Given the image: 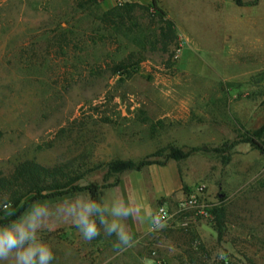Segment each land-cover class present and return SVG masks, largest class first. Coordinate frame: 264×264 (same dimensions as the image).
<instances>
[{"label": "rangeland", "instance_id": "rangeland-1", "mask_svg": "<svg viewBox=\"0 0 264 264\" xmlns=\"http://www.w3.org/2000/svg\"><path fill=\"white\" fill-rule=\"evenodd\" d=\"M76 1L0 0V171L24 159L80 169V186L101 188V216L135 244L114 249L121 242L92 211L99 235L83 238L84 191L40 200L21 216L47 208L36 232L51 264H264V153L246 141L264 124V0H158L181 48L171 68L145 52L129 75L110 67L137 51L138 36L100 22L120 0ZM116 160L152 165L112 174ZM197 188L198 206L178 211ZM162 203L172 218L145 228ZM116 206L133 213L117 217Z\"/></svg>", "mask_w": 264, "mask_h": 264}, {"label": "trees", "instance_id": "trees-1", "mask_svg": "<svg viewBox=\"0 0 264 264\" xmlns=\"http://www.w3.org/2000/svg\"><path fill=\"white\" fill-rule=\"evenodd\" d=\"M101 0H77L79 10H87ZM140 20H148L149 26H155L148 31L149 26ZM100 22L115 34L137 35V51L110 67L112 75H129L134 68L144 60L145 52L158 53L164 59L166 68H171L176 52L180 50L179 37L173 21L166 15L158 0H150L147 4L120 0L105 11ZM264 124L255 130L246 141L264 153ZM173 159L184 158L180 151L171 154ZM152 163L148 160L132 162L116 160L109 164L108 171L119 174L125 171H140ZM83 172L69 164L57 163L43 165L32 159L18 162L8 173L0 171V226H7L17 220L31 204L47 199H57L68 195L86 192L89 202L93 204L94 218L101 217V188L96 183L80 186ZM212 214L217 223V232H222L224 210L216 208Z\"/></svg>", "mask_w": 264, "mask_h": 264}, {"label": "clouds", "instance_id": "clouds-1", "mask_svg": "<svg viewBox=\"0 0 264 264\" xmlns=\"http://www.w3.org/2000/svg\"><path fill=\"white\" fill-rule=\"evenodd\" d=\"M92 208V203L81 205L77 213L79 219L75 221L79 231L83 232V238L89 241L99 235L96 221L89 219ZM68 211L71 212L72 209ZM114 213L117 217H128L132 215L133 210L127 207L121 211V207L116 206ZM48 215L47 208L38 205L16 221L0 227V264H4L5 259L13 253L15 254L14 264H51L54 258L51 248L38 241L36 232L43 219ZM100 222L106 224V232L109 235L115 233L117 239L121 242L120 244H114V249L124 251L135 244L132 234L126 231L118 220L107 223L101 216ZM152 223L154 226L157 224L155 217H153Z\"/></svg>", "mask_w": 264, "mask_h": 264}, {"label": "built area", "instance_id": "built-area-1", "mask_svg": "<svg viewBox=\"0 0 264 264\" xmlns=\"http://www.w3.org/2000/svg\"><path fill=\"white\" fill-rule=\"evenodd\" d=\"M202 188H197L194 190V193H189L178 201L177 203V209L178 211H185L188 209H193L198 206L197 197L200 196L202 193ZM173 216L172 211L168 207V204L162 203L159 206H157L156 210L151 216V224L153 228H158L161 224H163L165 221L171 219ZM153 217L157 219V224L154 226L152 223ZM157 264H162L158 262Z\"/></svg>", "mask_w": 264, "mask_h": 264}, {"label": "crops", "instance_id": "crops-1", "mask_svg": "<svg viewBox=\"0 0 264 264\" xmlns=\"http://www.w3.org/2000/svg\"><path fill=\"white\" fill-rule=\"evenodd\" d=\"M170 192H168L166 195L161 196V193H155L154 197H153V202L157 201L159 198L160 199H164L169 195ZM127 201V200H126ZM128 203V202H127ZM153 204V203H152ZM128 206V205H127ZM152 214V209L150 208V210L148 211V219H149V224L145 225V228H147L150 224H151V215Z\"/></svg>", "mask_w": 264, "mask_h": 264}]
</instances>
